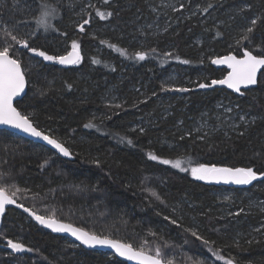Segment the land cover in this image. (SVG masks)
Segmentation results:
<instances>
[{"label":"trees","instance_id":"16d2710c","mask_svg":"<svg viewBox=\"0 0 264 264\" xmlns=\"http://www.w3.org/2000/svg\"><path fill=\"white\" fill-rule=\"evenodd\" d=\"M49 2L62 5L52 21L58 31L40 30L33 46L64 55L76 40L81 63L64 67L44 62L15 46L31 81L26 97L30 104L18 110L32 113L39 129L64 141L72 155L61 158L44 146L0 131V187L9 193L20 189L14 199L38 215H54L151 255L160 248L166 263L225 264L231 259L236 264H264V178L242 189L215 187L147 155L180 158L189 169L207 164L264 172V83L241 96L198 87L226 74L225 69L213 68L209 59L241 56L246 47L255 54L264 45V0ZM97 11L106 18L100 19ZM80 17L90 20L83 32L78 28ZM32 18L25 12V0H0V40L4 28ZM256 18L251 43L238 44ZM29 31L18 28L21 36ZM111 44L128 55L122 56ZM136 51L145 52V60H136ZM93 59L100 63L93 64ZM166 79L175 81L172 89L189 91H162ZM41 88L45 95L39 94ZM220 102L232 104L238 117L245 116L249 123L237 118L234 126L222 118L219 128H208ZM89 121L96 127L85 128ZM203 123L205 130L195 131ZM8 239L34 251L12 253ZM217 254L224 260H217ZM0 264L126 263L51 235L9 209L0 229Z\"/></svg>","mask_w":264,"mask_h":264},{"label":"snow or ice","instance_id":"6c2138e0","mask_svg":"<svg viewBox=\"0 0 264 264\" xmlns=\"http://www.w3.org/2000/svg\"><path fill=\"white\" fill-rule=\"evenodd\" d=\"M105 3H107V0H105ZM208 7L210 8L212 5L209 4ZM61 8L62 5L60 3H50L49 0H25V12L26 14L32 15V20L13 23L11 29H3V39L0 40V125H7L27 133L32 137L39 138L48 145H51V147L62 156L70 157L72 153L64 141L45 134L44 131L40 130L38 124L34 123L31 118L32 113L26 114L18 110L19 105L30 104L31 98L26 99V84H30L31 81L27 79L28 73L25 71L22 60L16 56V51L18 49L15 46L18 45L20 49L26 50L34 57L42 58L44 62H53L59 65H78L81 63L80 45L76 40H72L71 51H68L65 55L49 54L48 50L33 46V38L39 39L42 32L58 31L52 21L59 17ZM204 11H207V8H205ZM96 14L102 20L106 18L103 12L97 11ZM107 15H112V13H108ZM257 19L259 18L253 19L251 21L252 26L244 30L243 35L237 41L238 44L242 41L251 43V34L257 24ZM88 23L89 20H84L82 24L78 25L79 31L83 32L85 30L84 25ZM19 27H28L31 31L21 36L18 34ZM40 30H42V32ZM61 35H64V33H61ZM217 35H219V33H217ZM102 43L105 42L102 41ZM109 47L120 52L122 56L128 55L126 50L117 48L115 44H111ZM151 52L155 53L156 49H151ZM134 58L138 61H143L146 58V53L143 51H136L134 53ZM176 59L179 60V57H176ZM36 63L40 64V61ZM92 63L98 64L100 61L93 59ZM181 63L188 64L190 61L182 60ZM211 63L214 65H226L230 71L223 79L212 80L210 84L200 83L198 85L200 89L212 88L214 85H225L228 89L240 95H244V93L241 92L242 87L249 89L252 86L264 83V45L260 46V50L255 54L246 47L243 50V55L240 57L229 54L221 58H214ZM67 87L71 89L72 85L69 84ZM38 91L40 95L46 94L42 88L38 89ZM162 91L188 92L189 89H171L162 86ZM116 107H120V105H116ZM226 111H231V109H226ZM240 120L244 121L245 125L249 123V121L245 119V116H240ZM254 122L255 118H253L252 123ZM84 127L93 128L96 127V125L89 121ZM140 131L143 132L144 129L141 128ZM243 134V132L239 133V135ZM189 135L191 134L189 133ZM181 139H183V137H181ZM123 140L124 138L121 137V142H123ZM127 143L131 145L132 141L128 140ZM147 155L149 160L158 161L163 165H170L180 172L190 171L191 176L196 180L223 181L224 183L231 182L236 185H249L253 181L264 178V172H258L254 170L253 167H217L216 165L197 164L189 169L182 166L184 161L180 158L174 160L162 158L153 152H149ZM44 163L47 164V161ZM96 163L99 164V161H96ZM41 167H43V165H41ZM17 191H20V189H16V191L9 193L4 187H0V214L4 212L5 205L16 203L14 197ZM151 195L157 200H160L156 192L152 191ZM161 203H163V201H161ZM17 207H22V205H17ZM24 211L29 212L36 221L51 229L53 232L70 233L83 245L89 247L107 246L113 249L118 256L137 261L138 264H165L163 252L160 248H157L155 255H151L146 253L143 248L137 250L133 245L123 243L120 240L110 239L108 236L85 231L83 228L74 227L71 223H62L57 220L54 215L47 217L36 215L27 208H25ZM164 219L168 220L173 225H178L176 219H172L168 216H165ZM185 231H190L193 237H196L197 240H202L205 245L209 243L207 239H203L199 236L196 231L190 229H185ZM7 247L11 249L12 253L34 251L32 248L26 247L24 243L18 240L13 241L12 239L7 240ZM216 259L224 260V257L217 254ZM167 264H172V262L167 261ZM195 264H204V262L196 261ZM225 264H233V262L231 259H228L225 261Z\"/></svg>","mask_w":264,"mask_h":264},{"label":"water","instance_id":"95a60500","mask_svg":"<svg viewBox=\"0 0 264 264\" xmlns=\"http://www.w3.org/2000/svg\"><path fill=\"white\" fill-rule=\"evenodd\" d=\"M71 51V50H70ZM65 55V54H64ZM229 55V54H227ZM234 55V54H232ZM243 55V54H242ZM241 55V56H242ZM226 56V55H224ZM224 56H220V57H216V58H221V57H224ZM237 57H240V56H237ZM214 59V58H213ZM212 61V60H211ZM210 61V65L215 68V69H225L226 70V74L224 75V77L227 75V73L230 71V69L227 68L226 65H214L212 64ZM59 65V64H58ZM60 66H64V67H70V66H73V65H60ZM258 76H259V73H258ZM223 77V78H224ZM221 78V79H223ZM219 80V79H217ZM211 83V82H210ZM256 88V86H252L250 87L249 89H245V88H241V92H245V91H248V90H251V89H254ZM208 90H212V89H224L226 90L227 92H230L231 94L235 95V96H241L239 93H236L234 92L233 90L231 89H228L225 85H214L212 88H207ZM26 90H27V84H26ZM0 131H6V132H10L22 139H25L27 141H30V142H33L35 144H38V145H41V146H44L46 147L47 149H49L50 151H52L53 153H55L57 156L61 157V158H67V157H64L62 156L61 154H59L55 149H53L51 147V145H48L45 141L39 139V138H36V137H32L30 136L29 134L27 133H24L18 129H14L10 126H7V125H0ZM210 184H212L213 186L215 187H224V188H230V189H242L243 187H246L248 185H236V184H233L231 182L229 183H224L223 181H220V182H216V181H209ZM16 201V200H15ZM17 205H21L20 203H18L16 201L15 204H11V205H5V210L2 214H0V229L2 228V225H3V219H4V216L7 212V210L9 209H13V210H16L22 214H24L25 216H27L35 225H37L38 227H40L41 229H43L44 231L50 233L51 235H54V236H58V237H62V238H65V239H68L70 240L72 243L80 246L81 248H83L84 250H88V251H95V252H100V253H107V254H110L112 256H114L116 259L126 263V264H138L137 261H134V260H128L126 257H120L118 256L115 251L107 246H95V247H89V246H86V245H83L80 243V241L76 240L75 237H73L70 233H67V232H53L51 229L45 227L44 225L40 224L38 221L35 220V218L30 215L29 212H25L24 209L27 208L25 206L22 205V207H17ZM29 209V208H27ZM30 210V209H29ZM30 212L32 213H35L33 211L30 210ZM36 214V213H35ZM38 215V214H36ZM62 223H66V222H63V221H60ZM74 226V225H73ZM74 227H77V226H74ZM79 228V227H78ZM166 264V263H165ZM233 264H236L233 262Z\"/></svg>","mask_w":264,"mask_h":264},{"label":"rangeland","instance_id":"374dc122","mask_svg":"<svg viewBox=\"0 0 264 264\" xmlns=\"http://www.w3.org/2000/svg\"><path fill=\"white\" fill-rule=\"evenodd\" d=\"M89 3V1H87V4ZM80 16H83V15H80ZM81 19H79V25L83 23V21H80V20H83L82 17H80ZM90 26V20H89V23L87 25H84V29L88 28ZM98 29H95V33ZM92 32V31H91ZM93 35V34H92ZM91 36V35H90ZM71 49H69L68 51H70ZM67 51V52H68ZM66 52V53H67ZM30 54V53H29ZM32 55V54H30ZM30 59H33L34 57H31L29 56ZM28 57V58H29ZM214 58V57H213ZM213 58L209 59V61H211ZM167 82V83H166ZM166 82H165V85L167 88H175V81L174 80H170V79H166ZM231 109V111H226V109ZM215 110L216 112L214 113V116L212 117L213 120H212V123L208 124V128H219V123L221 122L220 120H223L228 122V123H232L234 126L235 124L233 123L237 118H240L238 117L233 105L231 104H228V103H218L217 106L215 107ZM243 122V121H242ZM205 124L203 123L202 124H199L198 127L195 129V131H203L205 130ZM202 181V180H200ZM203 183H209V181H202ZM255 181H253L252 183H254ZM251 183V184H252ZM249 184V185H251ZM10 249V248H9ZM11 250V249H10ZM166 263V262H165ZM167 264V263H166Z\"/></svg>","mask_w":264,"mask_h":264}]
</instances>
